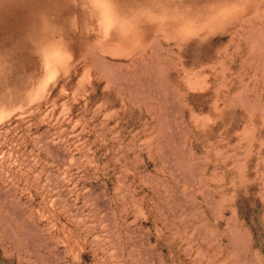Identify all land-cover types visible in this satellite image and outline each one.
<instances>
[{
  "label": "rangeland",
  "instance_id": "obj_1",
  "mask_svg": "<svg viewBox=\"0 0 264 264\" xmlns=\"http://www.w3.org/2000/svg\"><path fill=\"white\" fill-rule=\"evenodd\" d=\"M0 264H264V0H0Z\"/></svg>",
  "mask_w": 264,
  "mask_h": 264
}]
</instances>
